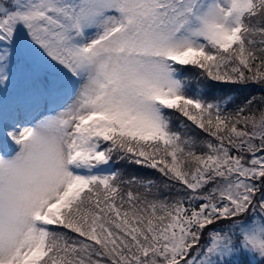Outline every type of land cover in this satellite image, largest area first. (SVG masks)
<instances>
[{
	"label": "snow or ice",
	"instance_id": "6c2138e0",
	"mask_svg": "<svg viewBox=\"0 0 264 264\" xmlns=\"http://www.w3.org/2000/svg\"><path fill=\"white\" fill-rule=\"evenodd\" d=\"M0 264H264V0H0Z\"/></svg>",
	"mask_w": 264,
	"mask_h": 264
},
{
	"label": "trees",
	"instance_id": "16d2710c",
	"mask_svg": "<svg viewBox=\"0 0 264 264\" xmlns=\"http://www.w3.org/2000/svg\"><path fill=\"white\" fill-rule=\"evenodd\" d=\"M185 75L190 79V89L195 91L199 87H205L209 98L215 99L225 95L231 96L234 98L236 103L242 101L245 97H247L250 93H253L255 90L253 89H242L237 86L230 85H212L205 86V82L201 81L200 84L196 82L195 72L193 70H189L185 73ZM113 170H120L124 172L126 175L135 174L140 176H150L154 179L159 180V174L156 172H151L147 169L138 168L135 165H128L124 163L114 164Z\"/></svg>",
	"mask_w": 264,
	"mask_h": 264
}]
</instances>
